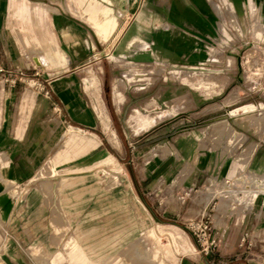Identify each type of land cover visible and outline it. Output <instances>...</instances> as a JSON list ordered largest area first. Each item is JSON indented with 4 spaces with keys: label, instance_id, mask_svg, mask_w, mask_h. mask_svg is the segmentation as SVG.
<instances>
[{
    "label": "crops",
    "instance_id": "crops-1",
    "mask_svg": "<svg viewBox=\"0 0 264 264\" xmlns=\"http://www.w3.org/2000/svg\"><path fill=\"white\" fill-rule=\"evenodd\" d=\"M135 2L132 7L133 0H17L14 8L13 0H0V72L15 76L0 98V264L60 263L66 231H96L104 251L127 246L144 232L141 193L131 194L121 182L106 186L90 172L95 160L89 152L98 149L114 159L110 147L89 137L75 145V66H143L153 55L206 73L201 85H224L223 69L202 66L212 23L202 0ZM95 6L110 8L115 20L102 19ZM97 11L108 25L104 35L94 26ZM33 72L39 75L36 89L22 90L18 74ZM221 128H209L202 138L192 130L177 134L167 170L157 171L175 190L191 193L199 186L202 197L190 199L184 214L207 215L212 225L207 240L215 245L208 252L194 246L178 264H264V189L257 193L237 176L241 166L264 174V141L248 149L255 142L249 137L241 144L225 139L229 130L254 135L255 127ZM75 147L87 151L85 162L75 160ZM240 150L243 163L234 157ZM178 167L183 174H176ZM158 183L151 181V188L158 190ZM234 191L236 202L229 199ZM255 239L259 248L252 246ZM68 256L75 261V253Z\"/></svg>",
    "mask_w": 264,
    "mask_h": 264
},
{
    "label": "rangeland",
    "instance_id": "rangeland-1",
    "mask_svg": "<svg viewBox=\"0 0 264 264\" xmlns=\"http://www.w3.org/2000/svg\"><path fill=\"white\" fill-rule=\"evenodd\" d=\"M12 4L15 8L17 0ZM135 4L133 0L132 7ZM202 5L212 20L206 42L209 58L202 66L223 69L219 74L223 77L220 80L224 79L222 87L201 85L200 80L206 73L170 66L153 55L143 66H103L104 69L75 66V145L89 137L96 144L101 142V147H110L114 159L98 149L89 152L90 160H95L89 166L90 172L106 186L121 182L131 194L141 193L138 199L146 212L144 232L127 246L104 251L96 231H66L62 247L65 258L50 264H90V261L94 264H178V258L194 246L201 249L195 232L188 226L189 218L195 216L184 214L190 199L196 202L202 197L199 186L191 193L179 191L167 178L157 176L158 170H167V158L176 153L174 138L190 130L195 137L202 138L209 128L252 126L254 135L244 136L229 130L225 141L230 138L241 144L249 137L248 141L254 140L255 144L251 142L248 149L264 141V0H202ZM95 8L103 11L102 19L115 20L110 8ZM93 15L94 21L100 17L98 13ZM20 18L22 14L14 20ZM94 26L99 34L109 31ZM14 29L23 43L18 26ZM145 50L149 52L150 48ZM3 73L0 72V98L3 85L8 86L15 77L14 72L12 76L9 72ZM207 75L216 78L215 73ZM18 76L22 77V81L18 80L22 90L36 89L33 81L38 74ZM96 108L106 117L108 130L102 127ZM2 109L0 102V116ZM216 115L223 119L217 120ZM90 123L96 128L90 127ZM110 129L115 130L117 143L109 140ZM241 151L234 157L243 163L246 155ZM86 153L84 147H75V160L80 164L85 162ZM177 169H180L177 175L183 174V167ZM237 176L245 185L254 186L257 193L264 189V174H253L241 166L237 168ZM153 180L159 182L158 190L151 188ZM238 194L232 192L229 199L236 202ZM252 244L259 248L256 239ZM69 252L75 253V261L68 260ZM83 256H87L86 262L81 261Z\"/></svg>",
    "mask_w": 264,
    "mask_h": 264
},
{
    "label": "built area",
    "instance_id": "built-area-1",
    "mask_svg": "<svg viewBox=\"0 0 264 264\" xmlns=\"http://www.w3.org/2000/svg\"><path fill=\"white\" fill-rule=\"evenodd\" d=\"M188 226L192 229L197 237V242L201 246L203 252H208L210 247L215 245L213 239L207 240L210 235V229L212 227L211 221L207 215H203L201 218H193L188 222Z\"/></svg>",
    "mask_w": 264,
    "mask_h": 264
},
{
    "label": "bare ground",
    "instance_id": "bare-ground-1",
    "mask_svg": "<svg viewBox=\"0 0 264 264\" xmlns=\"http://www.w3.org/2000/svg\"><path fill=\"white\" fill-rule=\"evenodd\" d=\"M99 14V11L98 12H96V14ZM99 19H100V17H96V19H95V25L98 27V28H100V29H102L103 27H107L108 25L107 24H102V22H101V20L99 21ZM90 80V79H89ZM89 80L87 81L88 83H89ZM94 84H93V82L91 81V86H93ZM90 86V85H89ZM98 87V86H97ZM93 89V88H92ZM98 95V94H97ZM96 113H97V115H98V117H99V119H100V121H101V125H102V127L105 129V130H108V127H107V123H106V117L103 115V113L100 111V109H98V108H96ZM108 120V119H107ZM108 138H109V140L110 141H112L113 143H117L118 142V138H117V135H116V132H115V130L114 129H110L109 131H108ZM224 191H227V190H224ZM229 191V190H228ZM219 193V192H218ZM212 194H213V192H212ZM210 195V194H209ZM214 195H215V193H214ZM213 196V195H212ZM211 198H209V200H210ZM208 201V200H207ZM112 237V236H111Z\"/></svg>",
    "mask_w": 264,
    "mask_h": 264
}]
</instances>
